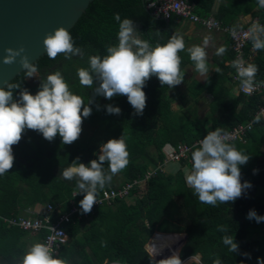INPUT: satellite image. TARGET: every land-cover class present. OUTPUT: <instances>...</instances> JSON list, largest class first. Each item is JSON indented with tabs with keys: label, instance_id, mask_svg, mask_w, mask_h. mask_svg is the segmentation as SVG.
I'll return each instance as SVG.
<instances>
[{
	"label": "trees",
	"instance_id": "trees-1",
	"mask_svg": "<svg viewBox=\"0 0 264 264\" xmlns=\"http://www.w3.org/2000/svg\"><path fill=\"white\" fill-rule=\"evenodd\" d=\"M188 1L196 5L195 11L201 16L210 12L213 2ZM146 2L93 0L69 30L75 46L83 49L84 56L66 59L58 55L49 59L45 53L35 62L41 80L60 71L74 94L84 98L85 103L88 97L93 98L92 113L83 119V124L88 125L92 133L65 145L58 134L50 142L41 133L26 129L20 142L13 146L14 165L0 176V264H20L26 250L32 244L42 242L49 232L47 229L35 233L25 231L4 218L27 216L28 210L38 205L43 215L50 203L56 207L51 216L57 219L69 211L71 200L80 206L84 193L74 197L76 180H66L62 176L63 170L77 157L78 162L88 165L91 160L98 159L102 143L123 135L130 154L129 164L118 173L122 180L118 182L115 175L105 189L122 187L128 181L142 178L151 166L162 163L169 146L193 145L217 128L229 131L252 119L264 105L261 93L248 95L234 89L235 68L231 67V62L220 64L221 71H215L213 81L206 85L193 80L183 84L184 88L175 86L172 90L167 85L161 86L159 79L152 76L143 88L147 99L142 115L135 114L126 96L116 95L108 100L82 86L78 69L88 68L90 56L103 57L107 55L106 46L118 43L119 23L114 19L115 13H119L121 19L139 22L143 27V38L153 47L157 43H167L173 34L165 29L164 19L147 10ZM256 4L257 0H229L216 18L232 24L239 13L252 10ZM254 15H259L264 25V13ZM175 18L172 17L169 23ZM179 55L182 71L187 65L195 66L189 53L182 51ZM252 63L259 68L255 80L264 81V52L260 51ZM24 76L22 72L11 82L21 83L22 88L36 94L41 81L31 84ZM19 91L14 92L15 99L19 98ZM203 92L210 93L211 100L208 112L202 117L197 103ZM174 101L180 103L181 109L173 107ZM108 104L118 106L121 113H107L105 106ZM227 143L249 155L248 162L239 167L241 182L249 181L252 187L241 198L216 206L199 202L187 186L183 170L184 166L191 169V153L199 146L195 145L189 157L181 159V169L176 173L158 171L154 177L137 183L127 196L118 198L113 204L96 206L89 217H84L82 212L78 214L82 216L80 219L74 215L73 220L65 224L70 240L56 257L65 259L67 264H151L145 246L154 242L163 245L155 257L157 261L178 252L181 260L189 256L187 262L200 254L202 264H213L217 257L221 264H258V258L264 260V234H261L264 221L257 223L246 217L251 209L264 216V120L254 123L244 141ZM104 169L108 171L107 163ZM254 169L258 170L255 174ZM221 225L227 232L218 230ZM225 235L233 236L238 242V254L230 252L223 244ZM101 241L106 242V247L101 246ZM244 253L250 254V258ZM190 264L201 263L193 261Z\"/></svg>",
	"mask_w": 264,
	"mask_h": 264
},
{
	"label": "clouds",
	"instance_id": "clouds-1",
	"mask_svg": "<svg viewBox=\"0 0 264 264\" xmlns=\"http://www.w3.org/2000/svg\"><path fill=\"white\" fill-rule=\"evenodd\" d=\"M257 4L264 9V0H257ZM114 19L119 23L118 43L106 46L107 55L103 57L90 56L89 67L77 71L79 82L93 89L95 95L108 100L116 95L126 96L135 114L142 115L147 99L143 88L152 76L159 79L161 86L167 85L170 89L183 82L185 74L181 69L179 53L186 48L184 37L173 34L167 43H157L153 47L149 40L142 38L130 18L121 19L120 14L115 13ZM244 35L251 40L254 50H264V25L257 21ZM43 45L49 59H55L58 55L66 59L84 56L83 49L75 46L70 32L63 26L47 34ZM209 47H214L210 35L204 37L202 45L187 48L195 70L201 75L209 74L206 50ZM226 51V46H220L215 49V55L223 56ZM5 52L4 64H14L19 57L24 79L37 77L38 66L30 62L23 46L16 49L9 47ZM231 67L236 69L240 88L251 94L257 87L255 77L259 71L258 66L237 57L231 62ZM215 71L219 73L221 69L217 67ZM40 81L39 90L34 95L22 88L21 83L8 81L0 86V176L12 169L15 159L13 146L20 142L26 129L41 133L50 142L58 134L62 144L70 145L79 138L83 119L92 113L90 105L94 102L93 98L88 97L85 103L84 98L71 91L60 71ZM95 82H98V86L94 87ZM18 89L19 98L15 99L14 92ZM105 107L109 114L121 113L118 106L108 104ZM262 117L264 111L254 117L253 123H259ZM228 139V134L217 128L207 132L191 153L192 165L190 170L184 169L185 180L200 203L216 206L217 203L234 202L252 187L249 181L241 182L239 167L248 162L249 155L227 143ZM129 155L126 139L121 135L118 139H109L101 144L98 159L85 165L78 162L77 157L63 170L64 179L76 180L77 190L73 196L84 193L83 199L79 201L83 214L91 212L94 204L99 202L97 198L100 192L110 186L113 177L128 166ZM105 163L108 165L107 172L104 169ZM179 167L177 165L175 170H179ZM253 171L255 174L258 170ZM246 218L255 219L257 223L264 221V216L258 215L254 209L249 210ZM218 230L227 232V228L222 225L218 226ZM222 241L230 252L239 253L238 242L233 236L225 235ZM101 246L106 247V242L101 241ZM162 249L163 245L158 246L154 242L146 244L145 251L151 264H184L178 252L157 261L155 257ZM53 252L49 244L36 242L26 250L20 264H67L65 259L54 256ZM244 255L250 258V254ZM213 264H221V260L217 257ZM258 264H264V260L258 258Z\"/></svg>",
	"mask_w": 264,
	"mask_h": 264
},
{
	"label": "built area",
	"instance_id": "built-area-1",
	"mask_svg": "<svg viewBox=\"0 0 264 264\" xmlns=\"http://www.w3.org/2000/svg\"><path fill=\"white\" fill-rule=\"evenodd\" d=\"M195 7L196 5L188 0H148L146 2L147 10L151 11L155 17L164 19L165 21H169L172 17L176 16L188 19L209 30H222L230 36L231 48L234 51L235 59L237 57H242L246 63L252 62L255 55H253L251 51H247V46L249 45V42L251 40L247 39L244 35L248 31V28H239L224 24L222 21L210 15L201 16L196 13ZM234 29L235 34L233 33ZM232 80L236 83L235 89L237 90V92L247 94L240 88V80L237 76L236 69L233 73ZM255 81L257 82V87L251 94L248 95L261 93L264 100V83H261L264 81ZM262 111H264V105L260 106L254 117ZM254 117L247 122L239 123L229 131H226L225 133H227L229 136L227 142H233L237 140L244 141L248 130H250L254 125ZM261 120H264V117H262ZM202 139L203 138L199 139L193 145L179 143L177 146H169L168 150L166 149V157L164 161L162 163H159L156 167L151 166L142 178L128 181L122 187L105 189L102 195L97 198L99 202L94 204L90 213H92L95 207L98 205H111L118 198L127 196L130 193V190L137 183H139L140 181H146L154 177L158 171H168L167 165L169 163L178 162L181 161L182 158L189 157L192 147L195 145H199ZM38 206L39 207L29 209V214L27 216L4 218V220L13 226H18L25 231H31L34 233L39 232L43 229L49 230L42 242L49 244L50 247L54 250V256H57L59 254L60 248L68 244L70 240V237L65 229V224L71 222L74 215L80 214V212H82L81 208L80 206L76 205L74 200H71L69 211L64 212L57 219H53L51 215L56 209L54 205L50 203L47 204L45 208V214L43 215L41 213V206ZM90 213H82V215L87 218L89 217ZM81 217V215H78L79 219Z\"/></svg>",
	"mask_w": 264,
	"mask_h": 264
},
{
	"label": "water",
	"instance_id": "water-1",
	"mask_svg": "<svg viewBox=\"0 0 264 264\" xmlns=\"http://www.w3.org/2000/svg\"><path fill=\"white\" fill-rule=\"evenodd\" d=\"M92 1L0 0V86L23 72L19 57L14 64L3 63L5 49L23 46L30 62H36L46 53L45 36L60 26L69 31ZM133 24L140 26L139 22ZM196 255V261L202 264L200 254Z\"/></svg>",
	"mask_w": 264,
	"mask_h": 264
},
{
	"label": "crops",
	"instance_id": "crops-1",
	"mask_svg": "<svg viewBox=\"0 0 264 264\" xmlns=\"http://www.w3.org/2000/svg\"><path fill=\"white\" fill-rule=\"evenodd\" d=\"M228 4H229V0H213L212 4L210 6V12L205 16L210 15V16H213L216 18V16L220 13L221 8L228 5ZM258 12L264 13V9L259 8L258 4H256L252 8V10L239 13L236 20H234V22L232 24L230 23L227 25L249 29L250 26L257 21L260 24H263L260 16L254 15L255 13H258ZM216 19H218V18H216ZM218 20H220V19H218ZM220 21H222V20H220ZM166 23L167 24H166L165 29H168L172 34L183 35L185 45H186V48L184 51H186V52H187V48L192 47L193 45H202L203 39L205 36L210 35L213 38L214 47H209L208 49H206L208 52L207 63H208V68H209V74L208 75H201L200 73H198L195 70V66L187 65L184 68L183 72L185 74L184 79H188L189 82L183 80L182 83L184 85L189 84L193 80H197V81L206 85L207 83L213 81L212 78H213V74L215 72V68H217L220 64H228V63L232 62V51L233 50L231 48V39H230V36L227 33L223 32L222 30H209V29H206L197 23H194L188 19L180 18V17L173 19V21L171 23H169V21H166ZM134 26L138 30V32L141 33V35H142V33H143L142 25L140 24V26H138V25H134ZM142 38H143V36H142ZM220 46H226L227 47V51L223 56L215 55V49L220 47ZM247 47H249V49L247 48V51L248 52L251 51L252 54L255 55L254 58L257 56V54L260 51L264 52V50H254L252 47V43L249 44V46H247ZM134 50H135V46H134ZM233 53H234V51H233ZM254 58H253V60H254ZM253 60H252V62H253ZM176 87H178V85ZM172 90H174V87ZM172 90H170V92ZM210 100H211L210 93L203 92L200 95L198 103H197V106L199 108V112L201 111V107H204V105H205V107L207 106L209 109ZM176 103L179 106V108H177V109H181L180 103L178 101H174V104H176ZM208 109H207V112H208ZM168 165L172 168L176 165V162L169 163Z\"/></svg>",
	"mask_w": 264,
	"mask_h": 264
},
{
	"label": "rangeland",
	"instance_id": "rangeland-1",
	"mask_svg": "<svg viewBox=\"0 0 264 264\" xmlns=\"http://www.w3.org/2000/svg\"><path fill=\"white\" fill-rule=\"evenodd\" d=\"M36 75H37V77L28 78V81H29L31 84H36V83H38V82L41 80V75H40V73L37 72ZM184 78H185V76H184ZM184 81H188V79H184ZM188 82H189V81H188ZM182 86H183V83H181L180 85H178V88H182ZM173 107H174V108H179V106H178L177 103H176V104H173ZM207 109H208V107H207V106L205 107V105H204V107H201L200 114H201L202 117L207 113ZM91 133H92V132H91V130L89 129V126H88V125H85V124H82V132H81L79 138L83 137L84 135L91 134ZM167 150H168V148H167ZM99 151H100V150H99ZM180 163H181V161L176 162V165H175L174 167H172V168H171L169 165H167L168 172L170 171V172H172V173H176L177 171H179V170L181 169V167H179V170H175V169H176V166H177V165L180 166ZM185 168L189 169L188 166H184V167H183V170H184ZM189 170H190V169H189ZM184 172H185V171H184ZM115 178H116V180H117L118 182H120V181L122 180V179H121V176H120L119 174H117ZM37 207H39V206H37ZM261 234H264V228L261 230ZM255 236H256V235H255ZM197 258H198V256L192 258V260H189L186 264H190L191 262L196 261ZM105 264H107V263H105ZM184 264H185V263H184Z\"/></svg>",
	"mask_w": 264,
	"mask_h": 264
},
{
	"label": "bare ground",
	"instance_id": "bare-ground-1",
	"mask_svg": "<svg viewBox=\"0 0 264 264\" xmlns=\"http://www.w3.org/2000/svg\"><path fill=\"white\" fill-rule=\"evenodd\" d=\"M197 255H195V256H192V258H194V257H196ZM191 259V258H190ZM190 259H188V261L190 260ZM192 260V259H191ZM184 263H187V261H184Z\"/></svg>",
	"mask_w": 264,
	"mask_h": 264
}]
</instances>
